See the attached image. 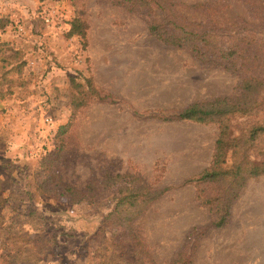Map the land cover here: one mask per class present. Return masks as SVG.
<instances>
[{
  "label": "rangeland",
  "instance_id": "374dc122",
  "mask_svg": "<svg viewBox=\"0 0 264 264\" xmlns=\"http://www.w3.org/2000/svg\"><path fill=\"white\" fill-rule=\"evenodd\" d=\"M169 7L196 31L180 45L150 29ZM252 79L264 82V0H0V264H264V174L199 179L219 123L176 118L196 102L261 99ZM253 109L233 134L263 119ZM254 145L260 161L264 137ZM60 183L97 196L47 193ZM143 188L153 199L138 214L107 218Z\"/></svg>",
  "mask_w": 264,
  "mask_h": 264
},
{
  "label": "trees",
  "instance_id": "16d2710c",
  "mask_svg": "<svg viewBox=\"0 0 264 264\" xmlns=\"http://www.w3.org/2000/svg\"><path fill=\"white\" fill-rule=\"evenodd\" d=\"M126 2H131L133 5L137 3L147 4L151 2V0H123ZM170 12L167 16V19L164 23H152L151 31L158 38L171 42L177 45L182 44V39H188L191 36L196 34V31L188 29L185 25H179L178 21L173 14V10L169 7ZM163 24V25H162ZM72 33H79L85 36L83 30L79 28L80 23L79 20H75L72 23ZM165 25V26H164ZM173 26V29H181L179 34H170L168 31L170 27ZM169 28V29H168ZM254 82L253 88L256 86L264 84L263 81L252 79ZM252 82H249V86ZM264 92V91H263ZM258 94V93H257ZM261 94V93H260ZM258 94V95H260ZM242 94L239 97H236L235 100L231 101L227 98H218L211 102L201 103L196 102L192 103L183 110L179 114L176 115L177 119H188V120H196L201 122L215 121L219 123L220 134L217 140L214 160L211 168L205 170L199 177V179H216L224 174H229L232 177H237L241 173L249 176H257L260 174H264V153H262V159L260 161L253 160L249 157V151L255 147V143L264 137V117L260 121H257L254 125H252L249 130L242 132L239 135H235L232 132V124L231 121L238 114H246L253 112V106L257 104H262L264 106V95L261 99H257V96ZM228 159H232V167L233 169H226L223 167V164L226 163ZM118 177L116 181H118ZM47 193L49 194H57L60 196L69 197L72 202H76L78 200L85 199L89 202L95 200L97 196V192L94 189H90L87 193L77 194V192L70 186L64 185L61 186L51 185L47 189ZM151 192L149 189L143 188V190L131 191L128 190L122 191L121 195L118 197V203L116 205L115 211L110 213L107 218L115 215L116 218L125 214V217L133 216L139 213V209L136 205H140L141 203H146L149 200L153 199V194L149 196ZM155 198V197H154ZM5 202L3 196L0 194V207L3 206ZM227 216L223 215L221 219L218 221L219 225H222L226 222ZM116 222V221H115ZM114 222V223H115ZM119 238V242H123L125 244L130 245V249H136V237L128 236L129 233L126 232L123 225H119L114 232ZM104 248H100L102 252ZM100 257V256H99ZM102 258L105 256H101ZM117 255H108L102 261H99L95 264H120L117 262Z\"/></svg>",
  "mask_w": 264,
  "mask_h": 264
},
{
  "label": "built area",
  "instance_id": "2783aa9c",
  "mask_svg": "<svg viewBox=\"0 0 264 264\" xmlns=\"http://www.w3.org/2000/svg\"><path fill=\"white\" fill-rule=\"evenodd\" d=\"M48 120V119H47Z\"/></svg>",
  "mask_w": 264,
  "mask_h": 264
}]
</instances>
